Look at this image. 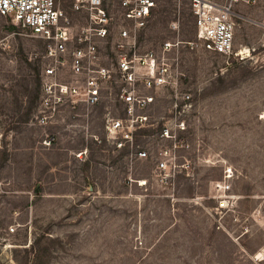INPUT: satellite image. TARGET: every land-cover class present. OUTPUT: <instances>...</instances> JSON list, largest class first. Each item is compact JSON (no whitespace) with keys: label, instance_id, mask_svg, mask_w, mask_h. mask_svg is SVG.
<instances>
[{"label":"rangeland","instance_id":"1","mask_svg":"<svg viewBox=\"0 0 264 264\" xmlns=\"http://www.w3.org/2000/svg\"><path fill=\"white\" fill-rule=\"evenodd\" d=\"M154 1L140 52L183 42L180 91L194 104L172 187L153 178L169 146L158 123L136 139L147 160L107 143V114H124L116 78L89 116L63 106L43 122L47 44L0 16V264H264V0L236 6L235 51L248 53L230 59L187 45L195 39L188 1ZM75 2L60 7L77 31L86 18ZM60 71L59 82L70 83L68 64ZM156 100L149 115L158 121L170 99ZM226 167L234 178L223 193L216 184Z\"/></svg>","mask_w":264,"mask_h":264},{"label":"built area","instance_id":"2","mask_svg":"<svg viewBox=\"0 0 264 264\" xmlns=\"http://www.w3.org/2000/svg\"><path fill=\"white\" fill-rule=\"evenodd\" d=\"M186 1L195 26V39L188 46L223 58L243 57L242 52L235 51L240 18L236 6L243 0ZM156 7L154 0H118L117 4L107 0H76L73 10L86 18V25L77 31L60 7V0H0V16L23 26L32 37L47 44L45 57L52 64L44 71L41 104L46 115L43 122L54 117L63 106L72 110L83 108L89 116L102 104L110 88L113 89L116 78L121 84L117 96L124 106V114L120 118L107 114L104 127L107 143L132 159L135 156L137 160H147L146 150H136V139L141 130L158 123L156 136L169 146L163 147L156 159L153 178L162 187H172L177 174L182 173L177 163L178 152L190 148L183 135L188 131L186 115L194 104L189 92L180 91L183 74L177 51L183 42L166 41L159 50L140 52L141 35L147 30ZM117 19L122 23L115 35ZM105 45H110V52H105ZM105 60L115 61L116 68L102 65ZM66 64L70 69V83H60V66ZM163 94H168L170 99L168 111L158 121L152 120L149 112L157 105V96ZM223 178L216 188L228 193L229 182L234 178L231 167L224 169ZM139 184L143 187L147 182L139 181ZM10 231L14 232V228Z\"/></svg>","mask_w":264,"mask_h":264},{"label":"bare ground","instance_id":"3","mask_svg":"<svg viewBox=\"0 0 264 264\" xmlns=\"http://www.w3.org/2000/svg\"><path fill=\"white\" fill-rule=\"evenodd\" d=\"M244 53H248V51H247V50H245V52H244V51H242V53H241V54H244Z\"/></svg>","mask_w":264,"mask_h":264}]
</instances>
